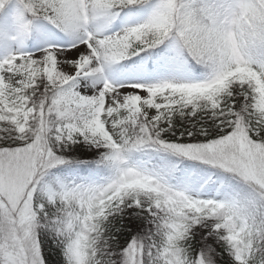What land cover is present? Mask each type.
I'll use <instances>...</instances> for the list:
<instances>
[{"label": "snow or ice", "instance_id": "6c2138e0", "mask_svg": "<svg viewBox=\"0 0 264 264\" xmlns=\"http://www.w3.org/2000/svg\"><path fill=\"white\" fill-rule=\"evenodd\" d=\"M0 264H264V0H0Z\"/></svg>", "mask_w": 264, "mask_h": 264}]
</instances>
